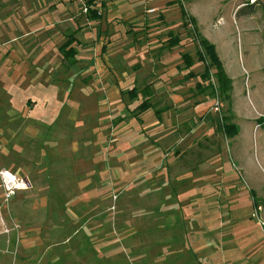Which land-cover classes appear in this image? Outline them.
Instances as JSON below:
<instances>
[{
	"label": "crops",
	"instance_id": "obj_1",
	"mask_svg": "<svg viewBox=\"0 0 264 264\" xmlns=\"http://www.w3.org/2000/svg\"><path fill=\"white\" fill-rule=\"evenodd\" d=\"M88 1L90 9L84 13L82 0H0V113L29 116L28 127L35 134L30 139L35 159L17 160L13 172L30 181L35 167L43 174L44 195L50 198L44 207L51 212L38 235L36 223L16 219L21 227L18 240L13 235L16 249L64 242L69 227L64 213L72 206L85 211L92 198L108 195L100 182L111 177L113 182L127 181L118 192L114 185L113 195L133 186L128 196H141L133 213H141L142 218L131 214L129 219L143 223L142 238L136 243L161 245L163 257L171 255L165 253L167 245L173 260L184 264L186 256L188 264H199V258L200 264H239L247 248L235 252L232 238L228 240L232 249L217 248L219 227L213 226L214 214L222 209L221 190L235 186L222 153L225 141L234 140L233 149L238 148L239 128L228 125L235 115L213 113L214 95L209 80L199 75L203 63L197 60L196 46L182 45L171 28L168 36L179 40L167 46L156 43L151 33L141 39L139 33L131 36L134 32L128 26L140 30L156 22L168 24L177 5L175 26L181 24L188 31L194 27L221 61L216 44L198 31L196 18L180 0ZM241 1L232 6V15ZM180 4L192 24H183ZM38 32H44L51 44L37 46ZM28 36L32 45L20 43ZM183 53L192 58L189 69L182 68ZM188 71L193 75L185 77ZM19 90L26 93L20 95ZM54 115L63 116L61 123ZM214 179L222 180L217 187ZM198 180H202L201 192ZM32 187L31 181L28 190ZM87 223L81 222L80 230ZM97 224L89 235H94ZM86 236L82 233L80 238ZM181 243L187 249L177 246ZM2 244L6 246L4 240ZM248 260L264 262V248ZM169 261L170 256L163 264Z\"/></svg>",
	"mask_w": 264,
	"mask_h": 264
},
{
	"label": "rangeland",
	"instance_id": "obj_2",
	"mask_svg": "<svg viewBox=\"0 0 264 264\" xmlns=\"http://www.w3.org/2000/svg\"><path fill=\"white\" fill-rule=\"evenodd\" d=\"M180 1L186 11L196 18L198 31L202 30L217 46L224 70L231 80L229 99L226 101L223 95L219 94L222 106L217 115L230 116L233 111L235 116L231 126L238 127L240 131V135L235 138V146L238 145V148L233 149L234 140L225 141L224 146L222 145V153L234 173L230 177L235 186L221 190L222 209L214 214L213 220V226L216 229L219 227L216 237L220 243L214 246L217 245L219 249L230 248L228 240L232 238V242L236 243V247L233 248L235 252L247 248L242 252V260L239 264H249L248 258L251 254L259 248H264V0H249V4L252 3L249 7L243 6L245 2L242 0L237 4L240 7L237 8V14L236 9L233 15L232 6L236 5L237 0ZM173 7V11L171 5L168 7L172 11L171 21L168 24L156 22L149 26L150 31L135 30L137 27L130 25L129 31L134 32L131 36L139 33L137 37L141 39L151 33L156 38V43L164 44L168 41L167 32L171 28L172 33L180 37L182 45L197 46L195 40H191L194 38L192 29L188 31L189 28L181 24L175 26L173 18L179 13V9L177 5ZM218 17H221L220 21H216ZM43 34L44 32L36 34L34 43L37 46L42 43L51 44ZM20 43L32 45L33 40L28 36ZM193 51L194 49L191 51L192 54ZM51 54L53 57L58 55L54 49ZM22 91L19 90L18 93L20 95L26 93ZM3 115L0 113V167L5 166L8 170L14 171L17 160L35 159L34 145L30 143L31 137H35V134L34 131L29 130L28 124L31 123L29 116L20 118ZM55 116H53L54 120L61 123L63 116ZM15 118L19 119L13 122ZM236 150L239 154H235ZM241 163L244 165L243 169L237 167ZM20 173L22 174L23 171ZM30 178L32 189L17 191L8 207H1L0 213L3 214L7 228L12 227L10 216L14 220L21 217L26 223H36L34 232L38 235V232L40 234L43 232V223L51 219V212L44 207L46 199L48 201L50 198L44 195V176L36 167L32 174L30 173ZM221 181L212 180L213 187H217ZM122 182H113L111 177L102 179L101 190L103 192L107 190L108 195L92 198L88 210L78 211L72 206L69 213H64L69 221V227L64 232L63 238L66 240L62 243L50 246L43 243L40 246L34 245L26 251L20 248L14 251L13 235H19L21 231L18 224L17 229L9 230L7 247L9 251L4 252L5 246L2 240L5 239L0 236V264H163L164 259L169 256L172 259L169 261L172 262L170 264H184V261L173 260V250L167 245H165V253L171 255L164 254L163 257L160 251L161 245L136 243L142 238L143 223L139 218L134 221L132 218L131 221L129 219L131 214L141 216V213H133L137 212L135 207L141 205V196H128L127 193L133 186H129L128 191L113 195L111 188L115 185L118 192L127 183V181ZM201 182L202 180H198L200 192ZM71 198L66 201H70ZM197 198L198 203H201L202 197ZM231 219L234 221L232 222ZM83 221L88 223L80 230V223ZM94 222L99 226L95 229L94 235H89L88 233L93 230ZM2 228L4 227L0 224V230ZM82 233L87 236L80 238ZM131 242L134 243L130 244ZM250 242H255L254 249L248 251ZM177 246L187 249V244L184 243ZM185 262L189 263L187 256ZM254 264H264V262L257 261Z\"/></svg>",
	"mask_w": 264,
	"mask_h": 264
},
{
	"label": "trees",
	"instance_id": "obj_3",
	"mask_svg": "<svg viewBox=\"0 0 264 264\" xmlns=\"http://www.w3.org/2000/svg\"><path fill=\"white\" fill-rule=\"evenodd\" d=\"M243 2H245V5L243 6H250L252 5V3L249 4V0H243ZM89 4V1L88 3ZM247 7V8H248ZM240 8V7H239ZM238 9L236 10V14H237ZM89 12V10H88ZM87 12V13H88ZM92 12V11H91ZM180 12H181V17L184 20L183 24H187V23H193L194 20L191 17H188L186 15V12L182 6V4H180ZM250 12V10H249ZM95 13V12H93ZM192 33L194 35V40L197 44L196 46V57L198 61H201L203 63V69L202 71L199 73V75L201 76L202 80H209V86L211 87V92L215 93L218 92V94L223 95L224 99H227L229 96L228 92L231 90V80L230 78L227 76L224 67L221 63V61L219 60L214 46L209 43L204 37H202L198 32L195 31L194 27H192ZM179 39L177 38V36L174 35H170L168 36V41H167V46H171L175 43H177ZM71 49H69V53H71ZM64 56H67L64 54ZM182 59H183V69H189L191 64H192V58L186 54L183 53L182 54ZM193 75V73L191 71H188L185 74V77L191 76ZM214 78L215 83H212L210 81V77ZM215 84V85H214ZM229 126H231V124H228Z\"/></svg>",
	"mask_w": 264,
	"mask_h": 264
},
{
	"label": "built area",
	"instance_id": "obj_4",
	"mask_svg": "<svg viewBox=\"0 0 264 264\" xmlns=\"http://www.w3.org/2000/svg\"><path fill=\"white\" fill-rule=\"evenodd\" d=\"M253 1V0H252ZM82 11L84 13H87L90 9V4H87V0H82L81 3ZM149 11H153V9H149ZM191 40H194V38H191ZM222 106V101L219 98L218 92H215L214 98H213V104H212V110L215 112H219L220 108ZM31 187V181L27 176L19 175L13 171L8 170L7 168L0 167V189H1V202H0V211L1 207L7 208L9 205L10 200L14 197L15 193L20 190H26ZM259 208V207H258ZM10 220L12 223V227L7 228L4 220H3V214L0 213V224L3 225L4 228L0 230V236H2L5 239L6 246L3 249L4 252L9 251L7 249L8 247V234L9 230H15L18 228V222L11 218ZM18 240V235L16 237ZM17 245L15 244L14 251L16 250Z\"/></svg>",
	"mask_w": 264,
	"mask_h": 264
}]
</instances>
